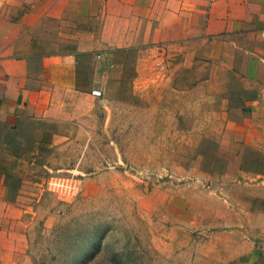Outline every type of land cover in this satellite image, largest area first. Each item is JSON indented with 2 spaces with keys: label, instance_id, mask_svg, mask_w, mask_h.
<instances>
[{
  "label": "rangeland",
  "instance_id": "1",
  "mask_svg": "<svg viewBox=\"0 0 264 264\" xmlns=\"http://www.w3.org/2000/svg\"><path fill=\"white\" fill-rule=\"evenodd\" d=\"M181 58L142 61L137 48L80 58L94 121L24 160L27 264H216V182L260 160L217 156L234 79ZM183 86L191 92H174Z\"/></svg>",
  "mask_w": 264,
  "mask_h": 264
},
{
  "label": "crops",
  "instance_id": "2",
  "mask_svg": "<svg viewBox=\"0 0 264 264\" xmlns=\"http://www.w3.org/2000/svg\"><path fill=\"white\" fill-rule=\"evenodd\" d=\"M132 48L142 61L189 56L183 69L207 60L234 79L217 156L260 165L240 161L216 182L209 239L216 264H264V0H0V264L28 263L25 158L94 121L80 58Z\"/></svg>",
  "mask_w": 264,
  "mask_h": 264
}]
</instances>
